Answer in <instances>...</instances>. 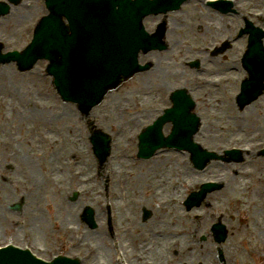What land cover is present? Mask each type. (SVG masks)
Listing matches in <instances>:
<instances>
[{
    "label": "rangeland",
    "instance_id": "1",
    "mask_svg": "<svg viewBox=\"0 0 264 264\" xmlns=\"http://www.w3.org/2000/svg\"><path fill=\"white\" fill-rule=\"evenodd\" d=\"M190 6H184L183 12L171 14L174 20L178 18L177 22L170 19L176 29L172 28V32L168 31V37L174 39V47L169 50L159 51V54L156 52L150 55H142V60L153 59L155 63L154 69L137 74L117 91L110 92L101 104L93 108L91 117L106 131L112 133L114 138L120 134L119 141L117 139L118 143L115 142L114 144V156H116L113 160L114 170L111 173V179L117 184L115 193L118 196L116 198L120 199H115L114 202H117L120 207L124 206V199H127L128 204L133 206L139 200L151 202L152 207L155 209V217L149 222V225L152 223L157 224V222L159 224L161 216L163 217L167 213V205L169 203V205H175V210L182 217V221H179L177 212H175V215L169 213L170 215L162 220L161 224V227H163L164 222V227L169 228L165 235L177 231L178 237L182 241L194 245V256L192 258L194 259V264H198V260L202 264H222L217 258L216 247L210 236V227L220 216L209 213L208 209L204 207H207L208 201L212 203H215V200L219 201L221 203L220 209L229 211L227 215L222 217L230 229V235L226 244H223L227 255V263L234 264L233 258L240 257L244 262L242 264H250L249 256L246 253L244 254V249L238 244V241L240 236L252 233L258 228H264V221L258 224L254 219L253 221L247 220V216L242 213V206L235 205L240 202L232 203L229 194H238L243 191L244 203H251L258 198L260 199V203H264V190L262 189L264 183L260 185V182H258V168L260 163L264 164V158L247 155L245 162L235 163L236 165L233 164L231 168L227 167L231 163L212 161L205 170H196L192 169L188 164L183 165L185 166L183 167L179 161L181 159L180 156L177 158L174 153H161L150 160L142 162L133 159L130 153L131 150L136 149V145L130 142L128 136L135 133L142 125V120H144L141 118L140 102H138L141 100L140 92L142 91V87L146 90L143 81H156L162 89H165L168 85L172 84L190 85L192 84L191 82H194L193 80L202 81L208 76L215 74L226 76V81L221 88L201 87L197 90V94L200 96L204 91L208 92L209 95L216 91L220 95V104L210 103V106H208L207 100L202 97L201 100L204 101L202 103L206 107V110L202 118V131L197 135V138L203 144L210 147V149H216V145L219 143L228 145L231 143L264 140V96L257 103L247 106L240 112L234 101L235 91L234 89H230L234 84V80L228 81L227 79L228 76L231 78L232 75L235 76L238 73V71H234L232 68H239L240 66L238 58L244 50L245 39H239L240 41L234 42V47L228 49L226 52V59L220 55L216 57L209 56L208 58L207 52L204 50L205 46L210 47L230 39L237 26L231 25L230 28L227 27L228 21L233 22L231 16H223L217 13L218 16L222 17V20L219 21L220 24L213 23V20L219 19L216 17L217 15L201 17L199 11H205L204 7L195 2H192ZM194 10L196 12H193ZM31 11L36 13L35 8ZM157 18L148 17L145 20L147 27L152 28V21ZM207 20L211 21L208 22ZM240 25L239 20L238 26ZM224 28L227 32L220 34L219 31H223ZM0 30H3L1 32L11 34L13 38L17 39V44L22 43L25 38L29 37L28 34L24 31L22 32V29L19 28V25L16 23L15 14L7 17L0 24ZM197 43L199 45H196ZM196 56L201 57L204 71L190 67L187 64L189 59ZM46 63V60L39 61L37 66L29 72H20L16 68L15 63L0 65V187L6 186L5 191L7 194H10L9 197L16 199L20 195L19 193H21L16 188L18 185L15 182L16 179L23 183H26L23 180L26 179L29 184L33 183L35 179H44V182L40 183V185L42 184L45 190L38 198L34 199V204L40 206L41 203L42 205L48 202L52 203L49 206L50 212L49 210L46 211V209L45 211L49 221L55 222L59 214L66 212L60 208L61 204L64 205V203L71 201V204H74L75 208H79L76 218L68 216L66 219L64 217L61 219L66 224H81L78 213L84 208L85 204H92L91 200L95 198L94 193L92 190L86 189L76 201H72L70 199L74 191H72V188L80 185L77 178H73L74 181L68 185L67 192L63 193L61 191L66 190L67 186L66 179L62 180V184L57 186L55 180H50L49 174H51V171H54L45 165L44 161L51 160V156L59 152L58 149H54L51 143L55 141L56 144V141L58 142L62 139L59 147L62 146L63 149L59 154L61 156H70L69 161L63 157L64 167L66 163L65 172L68 171L67 165L69 164L67 163L75 161V164L81 162L79 167L85 172L84 176H88L86 174H90L91 176L92 174H96V177L91 178V181L95 182L99 193L97 197L102 199L103 202L105 201L106 192L104 189V179L101 177V174L107 175L111 170L107 169L106 166L105 169L99 170L98 163L92 156L89 147L90 140L88 137H90V131L88 121L79 113L75 104L64 102L60 98L52 84V77L45 71ZM150 93L151 91H148V89L146 92H143L142 101L146 103L150 102L153 98V94ZM31 97H34L33 99H40L47 107L42 109L32 107L29 102ZM19 105L25 107L27 110L23 112L13 109V106ZM80 140L84 142V146L86 147L84 153L78 150L80 146H77V144ZM10 141H14V143ZM23 147L29 148L27 154L32 157L30 161L32 166L36 167L33 170L36 173V178L28 174L25 168L20 165L21 157L27 155ZM42 152L43 154L45 153L44 157ZM73 155L77 157L75 160L72 159ZM186 166L188 167V172H185L187 170ZM146 167L149 168L150 172L144 170ZM234 167L241 170L247 169V172L236 175L233 172ZM55 171L57 170L55 169ZM163 175L164 177H168L170 181H174V183L178 182L181 187L184 186L182 178L187 177L191 179L195 175L201 178L223 176L227 182L225 187L215 190L211 195L208 194L199 207H193L199 209L192 208L193 210L191 211V209H187L182 204L181 197L177 198L178 193L175 191L177 189L174 186L162 188L161 177ZM151 178L156 180L154 185L150 182ZM242 178H246L247 181L245 189L237 185ZM124 182L127 184L125 190H123ZM7 184L9 189L7 188ZM137 185H140L138 189ZM150 186L152 187L150 188ZM155 188L159 190L156 193L159 195L156 198V203L150 198L152 195L151 191ZM183 193L184 189L182 190ZM34 195L33 193L32 196ZM185 196L184 194L182 198H186ZM174 197L176 200L172 199ZM40 198L42 199L40 200ZM158 200L166 206L160 208ZM223 201L225 202L223 203ZM34 204L26 205L30 208ZM263 208L264 206L261 209L263 210ZM160 210L162 212L161 215ZM195 211L206 212L207 218L201 219L197 218L199 216H195V220H192L190 216ZM54 212L56 213L54 214ZM258 215L264 216V213ZM242 219L246 220L243 221ZM193 229L196 231L195 235L191 231ZM201 235H208V240L201 242ZM171 238L172 235L166 237L168 240ZM106 239L105 237L104 240ZM42 241L44 242L45 240ZM183 245H185L184 242ZM178 249L181 251L183 247L180 246ZM190 252L191 250L187 254L189 255ZM210 253L213 255H210ZM188 258L190 259L189 256ZM209 259L213 260L210 261ZM181 263L178 262L176 264Z\"/></svg>",
    "mask_w": 264,
    "mask_h": 264
},
{
    "label": "water",
    "instance_id": "2",
    "mask_svg": "<svg viewBox=\"0 0 264 264\" xmlns=\"http://www.w3.org/2000/svg\"><path fill=\"white\" fill-rule=\"evenodd\" d=\"M71 1L73 2L48 1L52 13L42 21L35 42L27 50V54H47L44 52L46 49L54 48L49 50L48 54H60L59 57L52 54L53 61L49 70L56 75L59 89L67 97H75L90 89L99 79L111 72L113 67L124 63L131 46L132 23L138 17L137 10L139 7L149 8L152 5L145 0H90L92 2L89 4H84L83 0ZM160 1L162 0L155 2ZM63 15L73 19L69 31L62 22ZM81 28H83V38L80 37ZM151 37L144 38L141 41L142 46L148 48ZM157 39L161 40V37ZM78 40H82L85 54L75 49ZM70 42L73 43V49L68 53ZM260 49L259 45L251 44L245 59V64L257 76L262 71V62L254 67L251 60L259 56L263 61L261 53L259 55ZM67 56L77 60L79 64L70 62ZM20 57V63H24L27 56ZM123 79L121 75L116 83ZM82 107L88 109L90 105L84 103ZM175 120L178 123V120ZM179 121L190 124L191 119L181 118Z\"/></svg>",
    "mask_w": 264,
    "mask_h": 264
},
{
    "label": "bare ground",
    "instance_id": "3",
    "mask_svg": "<svg viewBox=\"0 0 264 264\" xmlns=\"http://www.w3.org/2000/svg\"><path fill=\"white\" fill-rule=\"evenodd\" d=\"M205 11H201V15L202 16H205V13H207L208 15L206 16V17H211L210 15H216L214 12H212V11H210V10H208V8L207 7H205ZM193 12H196L195 10L193 11ZM216 17H218L219 19H217L216 20V22H219L220 20H222V18L221 17H219V16H216ZM213 18V17H212ZM211 21V20H210ZM224 30H225V28L223 29V31H219V33L220 34H222L223 32H224ZM196 43V42H195ZM194 43V44H195ZM196 45H199L198 43L196 44ZM218 96L217 95H214V97H213V101H217L218 99ZM22 139V138H21ZM22 141H23V139H22ZM11 143H14V141H10ZM75 143H76V140H75ZM23 150H24V152H25V154H27L28 152H29V148H26V147H23ZM28 158L29 157H27V156H22L21 157V161H22V165L24 166V168H25V171L28 173V174H32V172H33V166H29V164H28ZM67 173V172H66ZM66 173H62L61 175H60V177L61 178H64V176L66 175ZM263 177H264V175H263ZM263 177H261V178H263ZM86 180H87V178H86ZM242 181H239L238 183H237V185L238 186H241V187H243V189H244V187H247L246 185H247V183H246V178H242L241 179ZM161 182H162V188L164 189V187H169V186H174V188H176L177 190H175L179 195L178 196H180L181 197V191H182V187L179 185V184H175L174 183V181H170L169 179H168V177H164V175L161 177ZM9 186H8V184H7V188H8ZM85 187H88V184H86L85 185ZM5 189H6V186L4 187V185L2 186V190H4L5 191ZM9 189V188H8ZM264 189V188H263ZM40 191L41 192H43L44 190H43V187H41V189H40ZM40 192V193H41ZM62 193L63 192H66V190H62L61 191ZM174 199H175V197H174ZM263 202H261V204H262ZM170 204V203H169ZM167 205V213L162 217V220H164L168 215H170L169 213H173V215H175V212H177L176 210H175V208H176V206L175 205H173V204H171V205ZM173 205V206H172ZM163 206H166V205H161V207L163 208ZM168 206H172V207H168ZM64 207L67 209V210H69L70 211V213L72 214L73 212H75V205H73V204H71L70 202H66V203H64ZM178 213V212H177ZM178 219H179V221L181 220L182 221V217L180 216V214L178 213ZM164 228H166V227H164V222H163V227H162V229H164ZM163 238H160V239H158V243H161L162 241H165V236H162Z\"/></svg>",
    "mask_w": 264,
    "mask_h": 264
}]
</instances>
